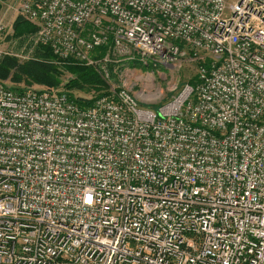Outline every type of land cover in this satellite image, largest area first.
<instances>
[{"label": "built area", "instance_id": "obj_1", "mask_svg": "<svg viewBox=\"0 0 264 264\" xmlns=\"http://www.w3.org/2000/svg\"><path fill=\"white\" fill-rule=\"evenodd\" d=\"M12 14L106 79L197 71L158 107L0 81V264H264V0H9L0 32Z\"/></svg>", "mask_w": 264, "mask_h": 264}, {"label": "rangeland", "instance_id": "obj_2", "mask_svg": "<svg viewBox=\"0 0 264 264\" xmlns=\"http://www.w3.org/2000/svg\"><path fill=\"white\" fill-rule=\"evenodd\" d=\"M5 1L4 10L7 8V2L9 0ZM15 18V14L7 16L5 19V22L7 23V25H5L6 28L0 32V50L3 51L0 63L4 58L9 56L16 58L21 64L28 62L29 59H32L31 61H33V59H35V49L39 44H41H34L33 41H31V38L37 31L24 37H15L13 27ZM52 59L53 58L48 57L46 61H50ZM181 63V66L178 64L177 67H165L161 65L154 67L153 65H150L147 68L131 65L118 68L117 66L112 65L110 68L109 65L108 79L104 78L102 75L107 84V88L104 90L106 93H109L111 89L117 90L120 88H126L134 97L138 99L140 104L144 106L158 107L174 97V95L179 92L186 83H194V75L197 71L196 65L191 61H181ZM62 70L64 71L63 80L67 82L72 75L67 72V70ZM0 81L13 87H43L37 83L29 85L26 81L19 84L11 81V79ZM65 82L61 83L57 86V88L72 92L78 97L92 98L99 93V91H96L95 89L91 90V92L74 89L68 90V88L64 86Z\"/></svg>", "mask_w": 264, "mask_h": 264}, {"label": "trees", "instance_id": "obj_3", "mask_svg": "<svg viewBox=\"0 0 264 264\" xmlns=\"http://www.w3.org/2000/svg\"><path fill=\"white\" fill-rule=\"evenodd\" d=\"M5 0H0V14L3 10ZM14 36L17 38L24 37L35 33L38 29L37 25L27 21L21 16L15 18L14 24ZM107 51L106 46L97 47L93 53L96 58H101L105 56ZM33 61L29 59L28 62L21 64L14 57H6L0 63V80H10L19 84L26 81L29 85L37 83L43 87H57L61 83L65 82L63 80L64 70H67L72 77L65 82L64 86L74 90H81L84 92H91V90L99 91L95 97L91 99L78 97L74 93L69 92V95L75 99V101L82 105L90 104L93 99L97 96L106 93L104 90L107 88L106 81L103 79L102 74L93 66L85 65L84 63H78L76 61H62L59 62L50 46L39 44L34 52ZM53 58L50 61H46L47 58ZM129 63H124L123 66H127ZM110 68L114 65L113 62L110 64ZM131 66H142L138 63H130ZM62 68V69H61ZM27 86V84H26ZM13 87V86H12ZM15 90H23L28 87H13Z\"/></svg>", "mask_w": 264, "mask_h": 264}]
</instances>
